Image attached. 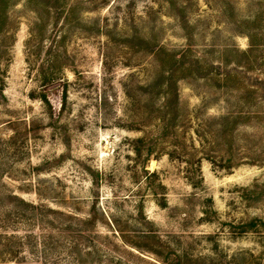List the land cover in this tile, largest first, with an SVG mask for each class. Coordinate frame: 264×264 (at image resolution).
Masks as SVG:
<instances>
[{"label": "rangeland", "instance_id": "rangeland-1", "mask_svg": "<svg viewBox=\"0 0 264 264\" xmlns=\"http://www.w3.org/2000/svg\"><path fill=\"white\" fill-rule=\"evenodd\" d=\"M6 4L0 264H264V0Z\"/></svg>", "mask_w": 264, "mask_h": 264}, {"label": "trees", "instance_id": "trees-1", "mask_svg": "<svg viewBox=\"0 0 264 264\" xmlns=\"http://www.w3.org/2000/svg\"><path fill=\"white\" fill-rule=\"evenodd\" d=\"M6 2H8V0H0V15L7 16L6 7L8 6V4H6ZM15 199L20 203L19 205L23 206L26 209H31L34 213L36 211L40 212L41 209H43L42 206H36V205L30 204V203H27L26 201H24L23 199H20L18 197H15ZM50 211L53 213V215L58 214V212H56V211H52V210H50ZM79 236L81 239L87 238L84 236V233H82V232L79 234ZM122 242L124 245L127 244V241H125V238H123V237H122Z\"/></svg>", "mask_w": 264, "mask_h": 264}]
</instances>
